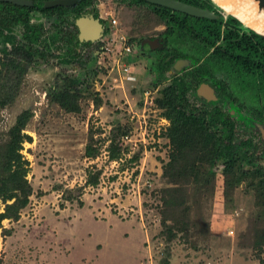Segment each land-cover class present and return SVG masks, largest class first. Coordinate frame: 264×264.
<instances>
[{"label": "rangeland", "instance_id": "374dc122", "mask_svg": "<svg viewBox=\"0 0 264 264\" xmlns=\"http://www.w3.org/2000/svg\"><path fill=\"white\" fill-rule=\"evenodd\" d=\"M95 5L107 31L89 44L73 43L79 56L70 61L65 57L72 18L32 15L31 21L42 25L37 46L47 57H36L20 78L15 99L0 106V168L17 116L32 112L22 149L32 189L19 217L2 221L0 264H123L125 258L128 264H264V205L257 203L254 185L259 175H244L230 187L221 161L213 165L210 183H184L164 173V166H185L195 157L170 165L173 145L165 134L170 121L157 105L170 82L159 80L158 57L164 53L141 48V39L163 34L166 24L150 6L130 0H95ZM13 31L20 40L23 24ZM123 35L134 45L125 58L135 70L132 78L118 71L113 51L98 52L102 45L122 48ZM195 67L179 74L192 81ZM8 71L0 65V84L17 82L18 68L3 78ZM64 75L82 81L79 112L66 111L51 98ZM253 91L244 97L252 99ZM238 155L244 168L264 175V166H248L245 153ZM97 172L98 181L86 183ZM5 203L0 200V211ZM129 222L141 233L135 229L123 237Z\"/></svg>", "mask_w": 264, "mask_h": 264}, {"label": "trees", "instance_id": "16d2710c", "mask_svg": "<svg viewBox=\"0 0 264 264\" xmlns=\"http://www.w3.org/2000/svg\"><path fill=\"white\" fill-rule=\"evenodd\" d=\"M91 1L78 0V3L72 6L46 7L43 0H34L33 5H21L0 0V8L3 10V14L0 16V42L2 43L0 49L3 52V55L0 53V65L7 66L9 71L12 70L11 73L6 72L3 78L13 75L15 69L18 68V78L15 84H10L9 80H2L3 82L0 84V106H5L15 99L19 91L20 78L36 57L41 56L44 59L47 57L45 50L37 46L39 42H42V25L31 21L34 11L40 10L46 16L58 20L70 11L79 12ZM130 1L150 6L160 21L166 24L163 35L171 46L167 53L159 55L157 70L160 81L169 78L170 82L162 88V95L157 98V105L164 110L166 118L170 121L165 131L173 145L170 165L177 163L186 155L195 154L193 161L188 165L164 166V173L171 180H179L184 183H198L201 180L210 183L214 169H216V166L213 165L221 161L223 164L221 166L222 173L225 176L226 184L230 187L236 186L244 175H259V180L256 181V184L254 183L258 193L256 201L263 206L264 175L261 176L255 171L251 173L250 169L241 165L239 155L236 153L238 150L236 143L230 133L231 128L228 121L222 120L223 108L221 104L202 98L196 88L198 82L207 80L201 74H209L212 69L219 73L229 74L228 76L234 83H239L237 77L239 71L251 70L261 77V82L264 84V37L253 30L245 29L241 21L233 15H228L225 19L222 10L215 6L211 0L184 1L214 10L218 14V17L215 18L194 16L147 0ZM18 23L24 26L23 36L20 40L13 31V26ZM74 28L77 30L76 25ZM222 37L224 43L216 45ZM68 40L71 47L66 53L65 61L79 56L73 47V43L75 46L80 43L77 31L71 32ZM8 43L11 44L10 47H8ZM83 43L89 44V41ZM160 52L162 53V50ZM169 52L173 53L171 60H167ZM178 56H192L197 62L206 56L203 64L196 65L195 69L190 71L194 81L186 80L185 75L179 74L178 71L169 73L174 57ZM63 79V86L52 92V100L66 111H81L82 81L80 77L64 75ZM31 115V110L25 109L17 116L4 151L3 165L0 168V200L6 203L5 211H0V226L6 217H19L21 208L28 203L31 193L32 188L27 179L29 161L22 152L23 142L30 137L24 132V128ZM219 129V133L215 132ZM92 153L91 148L88 147L87 154L92 155ZM117 155V148L113 147L111 156L116 157ZM202 162H205L206 166ZM98 176L99 172L90 173L86 183H96ZM178 188L173 189L182 192V189ZM11 199L13 201L8 202ZM182 202L183 200L174 201L171 199L172 204ZM80 203L83 202L80 201ZM173 235L175 234L171 232V236Z\"/></svg>", "mask_w": 264, "mask_h": 264}, {"label": "flooded vegetation", "instance_id": "af4514ba", "mask_svg": "<svg viewBox=\"0 0 264 264\" xmlns=\"http://www.w3.org/2000/svg\"><path fill=\"white\" fill-rule=\"evenodd\" d=\"M43 1L45 2V0ZM77 3L78 0L68 6H72ZM34 12H40L41 14L45 15L42 11L37 9ZM65 15L69 17L68 19L72 18L74 27L75 25L77 26V30L73 27L72 32L77 31L78 38L80 35V29L77 24V20L83 16L98 19L103 25L101 34L93 40H99L107 31L106 23L104 21L105 19L101 18L97 13L95 0H92L90 4L86 5L79 12L70 11ZM85 41H89L90 43L92 40H80V43H83ZM221 43H224L223 37L217 42L216 45H219ZM103 46L104 45L100 46L101 50L98 51L99 54L103 53ZM170 46L171 45L168 44L163 34L141 39L142 49H153L157 52H160V50H162V52L165 54L168 50H170ZM205 57L206 56H203L198 62L195 61L192 56H178L176 58L174 57V60L171 63L172 68L169 69V73L172 74L175 71H178L180 73L184 67L189 66L193 63L199 66L204 63ZM172 58L173 53L169 52L167 60H171ZM179 58H189L191 60V63L183 66L179 70L175 69L174 63ZM228 75L229 74H225L224 72L219 73L213 69L210 70L209 74H201V76H204L207 80L198 82L196 88L197 93L198 89L203 83L208 84L214 89L216 98L207 99L204 95H201L199 93L198 94L204 99H207L209 101L213 100L219 103V105L221 104L223 108L222 120H226V122L228 121L227 123L231 128L230 133L233 136L234 143H236L238 149L236 153H245V163L248 166H264V84L261 82V77L251 70L243 69L242 71H239V74L237 75L239 83H234L232 78ZM192 81H194L193 78ZM250 89L254 90L252 99L245 98L244 95H249L248 93L250 92ZM243 108H246L247 112L239 111V109Z\"/></svg>", "mask_w": 264, "mask_h": 264}, {"label": "water", "instance_id": "95a60500", "mask_svg": "<svg viewBox=\"0 0 264 264\" xmlns=\"http://www.w3.org/2000/svg\"><path fill=\"white\" fill-rule=\"evenodd\" d=\"M5 1H11L13 3L21 4V5L33 4V0H5ZM75 1L76 0H45L44 5L46 7L55 6V5L68 6L74 3ZM147 1L159 5L167 6L174 10L182 11L194 16H202L208 18L218 17V14L214 10L184 0H147ZM211 1L215 6H217L220 10H222L225 17H227L228 15L235 16L241 21L242 26L245 29L253 30L264 37V28H258L248 24L240 16L224 9V7H222L217 0H211ZM251 1L256 4V14H255L256 20L260 21L263 24L262 27H264V0H251ZM77 24L80 29V35H79L80 40H89V39L93 40L94 38H97L101 34V30H103V25L100 22V20L92 17H86V16L80 17L77 20ZM190 63L191 60L189 58H179L174 63V68L179 70L183 66L188 65ZM198 93L204 95L207 99L216 98L214 89L205 83H203L201 87L198 89Z\"/></svg>", "mask_w": 264, "mask_h": 264}, {"label": "bare ground", "instance_id": "6f19581e", "mask_svg": "<svg viewBox=\"0 0 264 264\" xmlns=\"http://www.w3.org/2000/svg\"><path fill=\"white\" fill-rule=\"evenodd\" d=\"M219 4L229 12H233L240 16L248 24L258 27H262L263 24L256 20V4L251 0H217Z\"/></svg>", "mask_w": 264, "mask_h": 264}, {"label": "built area", "instance_id": "2783aa9c", "mask_svg": "<svg viewBox=\"0 0 264 264\" xmlns=\"http://www.w3.org/2000/svg\"><path fill=\"white\" fill-rule=\"evenodd\" d=\"M113 24L116 25L117 23V18L113 17L112 18ZM123 40L124 45L122 48H111L109 46H103V53L109 54V52L114 53L112 55L113 60H114V65L117 66V69L120 73L126 75L128 78L134 77V68L132 67V64H130L125 58L127 55H131L132 51L134 50V45L132 43H128L126 41L125 36L123 35L122 38H120V41ZM128 135H126L127 137Z\"/></svg>", "mask_w": 264, "mask_h": 264}, {"label": "crops", "instance_id": "0c3cea01", "mask_svg": "<svg viewBox=\"0 0 264 264\" xmlns=\"http://www.w3.org/2000/svg\"><path fill=\"white\" fill-rule=\"evenodd\" d=\"M130 224H131V228H130V226H129V228L127 229V231H128V234H126V233H124V231H122L121 232V234L123 235V237H127L128 238V236L130 235V233L131 232H133V230H138V231H140V229L139 228H137L136 226H134V223L133 222H129ZM128 224V223H127ZM140 233H141V231H140ZM141 239V238H140ZM140 239H139V244H138V248H139V250H138V253H137V256H136V258H137V261H139V258H140V255H138V254H141L140 253V249H141V242H140ZM123 264H128V260L125 258L124 259V262H123Z\"/></svg>", "mask_w": 264, "mask_h": 264}]
</instances>
